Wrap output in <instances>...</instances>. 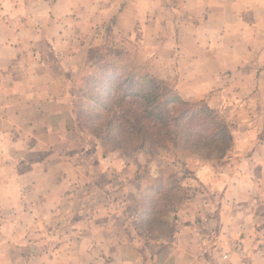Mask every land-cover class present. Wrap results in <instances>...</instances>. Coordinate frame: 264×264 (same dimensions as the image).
<instances>
[{
	"label": "rangeland",
	"instance_id": "rangeland-1",
	"mask_svg": "<svg viewBox=\"0 0 264 264\" xmlns=\"http://www.w3.org/2000/svg\"><path fill=\"white\" fill-rule=\"evenodd\" d=\"M108 3L119 4L120 9H127L126 14H112L117 10ZM257 3L260 11L258 19L261 23L257 24L259 26L256 25L258 35L252 38L256 39L255 43H261L257 48L259 56L257 66L260 72L264 68L263 60L261 61L260 58L261 54H264V34L259 31L264 29V12H261L264 10V0H257ZM92 6L99 8L102 14L89 17L83 16L86 15L84 12L79 13V7L89 10ZM65 7L75 9L73 11L77 15H67V21L71 22V28L73 23L79 21V24H75L74 27L81 30L86 42L59 43L66 53L75 54L74 56L78 59L77 67L71 72H65L64 68H57L52 61L53 43H43L40 48L33 49V54L48 58L50 61L49 67L42 70L44 79L49 81L50 89L58 90L56 84L65 81V95L59 99L55 96L50 100L53 104L50 107L53 111L61 110L59 106L54 105L63 100L67 112L72 117L71 124L67 129L60 128L47 136H44L45 132H42L47 128H36V131L31 133L33 137L31 139L35 140L31 145L21 143L20 140L9 142L7 137L9 132L12 135L18 133V136L26 133V129L24 130L22 126L29 121L30 108L33 103H36L33 94L29 93L31 87L29 79H25L26 82L19 79L17 82L19 86L16 85V89L18 91L24 89L26 91L24 97L21 98V95L17 96L14 93L10 97L12 102L5 103L4 96H0L1 106L19 110L18 132L13 129L10 131L3 124L0 125V180L4 181L6 179L4 173L10 172L14 175L15 186L28 188L23 192L20 201L27 202L36 208L41 200H46V203L49 202L47 200L54 202L61 200L59 210L66 213L74 204L83 203L84 199L88 201L87 192L83 190L86 185H91L94 181L98 187L105 189V175H108L110 177L108 187H111L108 194L113 198L112 207L114 209L118 207L119 201L126 202L124 203L129 206L126 208V220L141 238L135 242L145 253L149 264H161L162 260L158 261L149 257L150 253L159 248L152 243L158 241L169 247L174 243L175 239L171 240V237L176 230L173 224L176 215L183 209L185 200L194 199L193 195L199 192L196 183L192 181V173L204 167L223 171L225 168L220 160L224 155L232 156L234 153L238 155L245 152V148L253 147L251 144H246L239 146L236 150L234 134L237 138L258 134L264 139V97L249 94L252 84L248 73H245V70L248 72L249 67L257 68V66L253 62L250 65L249 52H247V55L245 54L247 61L242 65V72L235 73L233 76L229 75L227 79L221 81L224 86L220 89V92L224 93L221 100L225 98V101H220L223 104L221 110L213 111L215 121L220 124L224 132L222 140L212 142L210 137L203 141H189L185 144L179 139L174 143L166 139L165 144L162 145L148 141L143 147L138 145L121 148L113 137L114 135L118 138L115 131L106 129L107 117L100 101L109 99L107 94L114 93L120 81L127 75L134 74L142 76L139 81L142 88L153 83L168 92L177 93V86L187 81L175 80L174 45L175 43H192L187 40L190 36L186 31L188 22L193 21V16L187 15V9H191V4L187 6L185 0H0L2 19L8 22V28H17V30L24 29L25 26H33L34 23L36 28L42 30L49 25L45 21L47 12L55 13L59 19ZM79 14L82 17H79ZM88 18L91 20L92 29L90 30L86 28L90 25ZM84 21L83 25L81 22ZM93 29L96 32L92 33ZM62 31H65V36L69 34L64 28L60 30ZM246 33L249 34V31ZM183 51L185 54L192 52L186 45ZM181 55L184 56V54ZM46 81L44 80L45 83ZM190 83L189 81L185 87H189ZM16 86L12 84L10 89L14 90ZM99 87L105 97L99 94ZM258 88L264 91V83L260 78ZM8 89L9 87L0 86V93ZM94 97L98 98L93 99ZM186 101L194 107H200L201 103L204 105L199 100ZM130 106H133L132 102H123L121 108ZM1 113L4 112L0 111V115H3ZM209 119L212 118L209 117ZM250 124L254 128H250ZM61 130L64 132L58 135L59 138L55 137L54 135ZM263 149L264 145L261 148L258 147L257 151L264 152ZM240 168H245L242 162ZM199 184L201 186V182ZM3 194L2 197L5 200L13 198L8 195L9 191ZM90 194L88 192V198ZM101 197L102 193L99 189L92 193L93 200H100ZM85 204L88 205V202ZM94 209L96 212H89L90 209L87 206L84 214L99 216L104 212L101 209ZM20 210L22 211L19 217H22L23 222L18 220L21 223L17 225L14 221L9 222L10 215H13L9 209H0V264L57 262L59 256L56 254V246L59 241L34 239L38 231L35 230V226L27 224L33 213L28 208ZM34 212L37 211L34 210ZM114 214L117 213L114 212ZM45 219L51 222L47 216ZM69 223L68 218L61 219L57 226L58 232H67L70 229ZM114 224L116 228V221ZM79 226L83 227L81 224ZM55 228V225L49 223L45 226V230L54 231ZM154 237L158 240H148ZM68 242L70 241H65L67 244ZM42 251L46 252L43 260L41 256H38V252ZM102 259L103 257L98 259L99 263L95 264H103Z\"/></svg>",
	"mask_w": 264,
	"mask_h": 264
},
{
	"label": "crops",
	"instance_id": "crops-1",
	"mask_svg": "<svg viewBox=\"0 0 264 264\" xmlns=\"http://www.w3.org/2000/svg\"><path fill=\"white\" fill-rule=\"evenodd\" d=\"M185 1L187 6L191 4V9H187V15L193 16V21L188 22L186 31L190 36L187 40L192 43H175L174 45L175 80L187 81L177 86V93L183 100H199L212 110H221L223 104L220 101H225V98L221 100L224 97V93L220 92V89L224 87L221 81L227 79L229 75L233 76L235 73L242 72V65L247 61L245 56L247 52H249L250 65L252 62L256 66L258 64L257 48L261 43H255L256 39L252 37L258 35L256 30L259 25L257 24L261 23L258 19L259 5L257 0ZM118 5H110L117 10L112 14H126L127 9H120ZM73 10L75 9L64 8L59 18L62 23L59 22L55 13L47 12L45 21L49 25L42 30L36 28L33 21H31L34 23L33 26H25L24 29L18 30L10 29L0 12V86L9 87L7 91L0 93V96H4L5 103L12 102L10 97L14 93L17 96L21 95V98L24 97L26 91L24 89L18 91L17 82L19 79L23 81L29 79L31 86L29 93L36 99V103H33L30 108L29 121L22 126L24 130L26 129V133L18 136V133L12 135L9 132L7 135L9 142L20 140L21 143L31 145L35 142L31 139L33 138L31 133H34L36 128H47L48 132L42 130L45 132L44 136H47L60 128L67 129L71 124L72 117L67 112L63 100L56 101L58 103L54 105L59 106L61 110L53 111L50 107L53 105L50 100L55 96L59 99L65 95V81L56 84L58 90L50 89L49 81L44 79L42 73V70L49 67L50 61L48 58L34 55L33 49L40 48L43 43H53L52 61L57 65L56 67L64 68L65 72L73 71L78 65L77 57L73 53L72 55L66 53L63 46L59 45V43H86L81 30L74 27L75 24H79V21L73 23L72 28L71 22L67 21V15H77ZM78 10L79 13L86 14L83 16L102 14L99 8H93V6L89 10L82 7ZM55 15L56 18H54ZM79 17L82 16L79 14ZM88 21L90 24L89 18ZM81 23L84 25L85 21ZM62 28L69 32L67 36L64 35L65 31L60 32ZM86 28L92 29L91 24ZM246 31H249V34H245ZM259 31L264 34V29ZM93 32H96L95 29L92 30ZM185 45L191 48V53L185 54L183 51ZM260 58L264 64V54H261ZM245 73H248L252 84L249 94L264 97V91L258 88L259 78L264 83V68L259 72L258 66L257 68L249 67L248 72L245 70ZM189 81L190 86L185 87ZM12 84L17 85L14 90L10 89ZM0 111L4 112L0 115V118L2 117L0 125H5L10 131L12 129L17 131L19 110L0 105ZM249 127L254 128L252 124ZM61 132L64 131H58L54 136L59 138L58 135ZM258 137L256 134L237 138L234 134L233 139L238 146L236 150L239 146L246 144H251L253 147L245 148L246 151L238 155L235 153L232 156L224 155L220 160L225 168L223 171L204 167L192 173V181L196 183L199 192L193 195L194 199L185 200L183 209L176 215L173 223L176 230L171 237V240L175 239L174 243L169 247L158 241L153 242L152 244L159 248L157 247L156 251L149 254L151 259L162 260L161 264H264V152L257 151L258 147L261 148L264 145V139ZM241 162L245 168H240ZM4 176L6 179L0 180V209H9L13 214L10 215L9 222L14 221L17 225L21 223L20 221L23 222L22 217H19L22 211L20 209L31 210L33 214L27 224L35 226V230L38 231L33 238L42 241L45 239L59 241L56 246L59 259L51 264H95L99 263L98 259L102 257L103 264H149L145 253L135 242L141 239L139 234L133 231L126 220V208L129 206L125 204V201V203L119 201L118 207L115 209L112 207L113 198L108 194L111 191V187H108L110 183L108 175H105V189L98 187L94 181L91 185H86L83 190L87 192L88 201L84 199L83 203L74 204L66 213L59 210L61 200L56 202L47 200L48 203L46 200H41L36 208L27 202L20 201L23 192L28 188L15 186L12 173L5 172ZM57 180L60 182L58 178ZM59 189L63 188L59 187ZM98 189L102 197L100 200H93L92 193ZM1 191L3 193L9 191L8 195L13 198L3 199ZM88 192L91 193L89 198ZM86 202L88 205L85 204ZM87 206L90 209L89 212H96L94 208L104 212L99 216L85 215L84 209ZM114 212L117 214L115 215ZM42 213H44L43 216ZM46 216L52 223L45 219ZM63 218L69 219L70 229L67 232H58L57 226ZM114 221L117 223L116 228ZM48 223L55 225L54 231L45 230ZM21 237L24 238V236ZM148 240H158V238H148ZM65 241L70 242L67 244ZM45 253L38 252L41 260L45 257Z\"/></svg>",
	"mask_w": 264,
	"mask_h": 264
},
{
	"label": "trees",
	"instance_id": "trees-1",
	"mask_svg": "<svg viewBox=\"0 0 264 264\" xmlns=\"http://www.w3.org/2000/svg\"><path fill=\"white\" fill-rule=\"evenodd\" d=\"M141 77L127 75L120 81L116 93L109 92V99L100 101L107 117L106 129L115 131L118 138L113 137L121 148L138 145L143 147L148 141L162 145L166 139L171 143L179 139L185 144L210 137L212 142L222 140L224 132L215 121L212 109L202 103V106L200 104V107H194L177 93L168 92L153 83L142 88L139 83ZM100 88L99 94L105 97ZM95 98L98 97L93 99ZM123 102H132L133 106L122 109ZM192 145L195 146L194 142Z\"/></svg>",
	"mask_w": 264,
	"mask_h": 264
}]
</instances>
